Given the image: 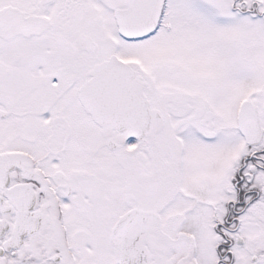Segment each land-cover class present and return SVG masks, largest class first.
Returning a JSON list of instances; mask_svg holds the SVG:
<instances>
[{"label": "snow or ice", "instance_id": "1", "mask_svg": "<svg viewBox=\"0 0 264 264\" xmlns=\"http://www.w3.org/2000/svg\"><path fill=\"white\" fill-rule=\"evenodd\" d=\"M0 264H264V0H0Z\"/></svg>", "mask_w": 264, "mask_h": 264}]
</instances>
